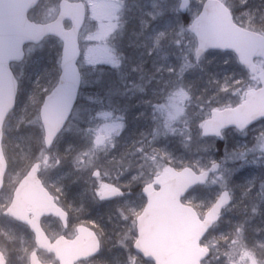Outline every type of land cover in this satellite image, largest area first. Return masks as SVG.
I'll list each match as a JSON object with an SVG mask.
<instances>
[{
	"label": "rangeland",
	"instance_id": "374dc122",
	"mask_svg": "<svg viewBox=\"0 0 264 264\" xmlns=\"http://www.w3.org/2000/svg\"><path fill=\"white\" fill-rule=\"evenodd\" d=\"M83 1L89 15L81 36L80 107L52 151L35 148L28 133L39 134L42 128L39 117L36 124L29 122L24 91L32 89L30 70L40 66L33 86L41 94L48 92L47 85L59 74L62 44L50 38L37 49L27 46L25 62L14 69L22 90L20 105L6 126L8 161L14 156L17 161L30 159L31 165L40 160L41 178L55 189L56 200L74 214V220L97 219L104 225L106 259L103 253L96 262L141 264L132 253V218L144 202L139 186L149 183L166 163L202 172L220 160L223 170L184 200L203 213L223 189L233 194V205L203 242L212 252L205 264H264V138L260 136L264 123L244 134L226 132L220 144L203 139L199 130L212 108L235 106L258 82L231 53L213 52L196 61L197 42L179 12L178 0ZM204 1L193 0L191 18L199 15ZM225 1L230 8L229 3L251 2ZM58 3L43 0L32 18L39 22L55 18ZM9 165V185L31 167ZM94 185L131 193L99 201ZM10 195L6 190L0 213L9 205ZM242 208L244 212L235 215ZM54 225L47 223L50 229ZM12 235L16 230L0 220L1 240L13 251L19 245L21 259L27 258L29 243Z\"/></svg>",
	"mask_w": 264,
	"mask_h": 264
},
{
	"label": "water",
	"instance_id": "95a60500",
	"mask_svg": "<svg viewBox=\"0 0 264 264\" xmlns=\"http://www.w3.org/2000/svg\"><path fill=\"white\" fill-rule=\"evenodd\" d=\"M17 1L15 0V7L19 6ZM37 1L27 0L22 3L24 11L18 12L13 18L11 29L4 30L0 35V40H4V43L9 41L13 44V49L8 52L9 56L4 55L7 52L0 47V85L3 84L4 90L3 94L0 93V133L7 114L14 107L18 88L8 64L22 60V47L25 43H40L45 37L53 35L63 41L64 49L60 82L46 98L41 111L46 133L45 143L47 148L51 149L74 109L81 86V75L77 67L80 58L78 39L85 23L86 7L81 2L63 0L57 20L47 25H39L29 22L27 18L28 11ZM180 1L181 12L186 14L191 0ZM65 20L72 22L71 29L64 27ZM189 30L198 40V60L211 50L234 52L244 67L253 75H259L262 85L260 89L249 90L245 101L236 108L212 111L211 118L203 126V136H220L224 129L232 127L244 131L264 118V71L260 73L259 66L255 64L256 58L264 59V36L236 25L230 10L220 0H208ZM6 168L3 152H0V190ZM38 173L39 166L36 165L30 172V180H37ZM208 177V172L196 175L191 169L177 172L167 167L163 174L155 179L161 188L159 191H155L153 185L145 188L144 193L149 199L146 216L153 214L154 218L148 221L154 220L155 225L147 220L141 222V239L136 247L143 251L146 258L154 260L156 264H200L207 257V253L200 248V242L219 221L223 209L231 203L230 194L224 192L221 195L204 221L199 219L192 207L184 206L181 200ZM37 181L36 184H39ZM166 206L169 211L165 210ZM36 211V215L41 218L44 215L56 214L60 209L47 194L38 203ZM12 212H17L16 207H12L7 213ZM163 215L168 217L163 219ZM34 230L37 231L35 228Z\"/></svg>",
	"mask_w": 264,
	"mask_h": 264
},
{
	"label": "flooded vegetation",
	"instance_id": "af4514ba",
	"mask_svg": "<svg viewBox=\"0 0 264 264\" xmlns=\"http://www.w3.org/2000/svg\"><path fill=\"white\" fill-rule=\"evenodd\" d=\"M143 208H144V206L140 207V209L136 213L135 218H137L142 213ZM7 219L12 224V227L16 230V235H12V237L24 238L29 243L28 244L29 249L32 251H35L36 246L32 248V245L34 246V244H35L34 243V237H33L32 233H30L29 228L26 225L18 223L14 219H11L9 217H7ZM51 219L55 220V222H57V224L59 225V230L55 234H50V233H51V231L53 232V230H56V227L53 229H50L51 231L49 232V234H50L51 238L53 237L52 235H54L55 238H58L60 236H65L68 239H74L78 234V227L79 226L86 225L88 227H93V225H94V221L87 222V221H85L86 219L74 220V214L73 213H69V221H68V225L66 228H64L62 223L55 218H46L43 220V224H46L47 221H49ZM62 227H63V229H62ZM54 237H53V239H55ZM1 239L3 240V237L0 238V249L4 252V254L7 258V264H29V260H30L29 256L25 259H21L20 252H22V248H20L18 244L15 243V245H18V247H16V249L13 251L12 247L4 244V242H3L4 240L2 241ZM7 249H8V251L6 252ZM39 256H40V259L44 262L49 261L51 263L57 264L55 262L54 256L51 254H48L45 252H40Z\"/></svg>",
	"mask_w": 264,
	"mask_h": 264
},
{
	"label": "clouds",
	"instance_id": "9594fccd",
	"mask_svg": "<svg viewBox=\"0 0 264 264\" xmlns=\"http://www.w3.org/2000/svg\"><path fill=\"white\" fill-rule=\"evenodd\" d=\"M243 15L248 17V19L246 21L242 22V23H244V26L255 30V25L253 24L254 15L249 14L247 12L243 13ZM261 20H264V15L261 16ZM262 31H264V29H262ZM21 63H24V62L22 61ZM18 91H19V89H18ZM24 95H25L26 107L31 110V117H30L29 122L32 124H36L38 117H39L40 108L43 105V99H44L43 94H41L40 92H38L35 89H31V90H25ZM14 114H15V110H13V112L10 113V115H14ZM260 136L262 138H264V132H261ZM28 138L32 141L35 148L38 151H40L41 153L47 147V145L44 143V140H43L42 130L39 132V134H37L36 132L28 133ZM2 140H7V134L6 133H0V141H2ZM5 150H6V144L0 142V152H5V154H6ZM9 162L12 165L20 163L21 166H23V167H30L31 163L33 161H31L30 159H25L23 157H21V159L19 161H17L16 157L14 156L10 159ZM7 187L8 186L6 185L5 188L7 189ZM53 187H56V185L54 183H53Z\"/></svg>",
	"mask_w": 264,
	"mask_h": 264
},
{
	"label": "trees",
	"instance_id": "16d2710c",
	"mask_svg": "<svg viewBox=\"0 0 264 264\" xmlns=\"http://www.w3.org/2000/svg\"><path fill=\"white\" fill-rule=\"evenodd\" d=\"M244 8V11L249 10L251 14L254 15L253 24L255 25V30L262 31V29H264V20H261V16L264 15V0H251L248 5H245L242 8H234V15L238 17V12L242 11Z\"/></svg>",
	"mask_w": 264,
	"mask_h": 264
},
{
	"label": "bare ground",
	"instance_id": "6f19581e",
	"mask_svg": "<svg viewBox=\"0 0 264 264\" xmlns=\"http://www.w3.org/2000/svg\"><path fill=\"white\" fill-rule=\"evenodd\" d=\"M235 213V215H237V213L236 212H234Z\"/></svg>",
	"mask_w": 264,
	"mask_h": 264
}]
</instances>
